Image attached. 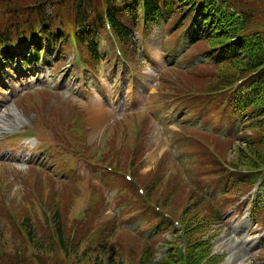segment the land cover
<instances>
[{"label": "rangeland", "instance_id": "374dc122", "mask_svg": "<svg viewBox=\"0 0 264 264\" xmlns=\"http://www.w3.org/2000/svg\"><path fill=\"white\" fill-rule=\"evenodd\" d=\"M51 1L37 6L27 0H0V30L13 32L28 16L33 24L39 12L51 10ZM232 1L240 2L244 11L254 10L249 11L253 28L264 29V10L256 9L248 0ZM66 4L57 9L64 18L69 17ZM12 20L18 23L11 24ZM164 28L138 29L137 54L126 45L121 49L124 62L116 57L124 68L122 73L104 64L98 76L88 74L74 60L78 46L69 43L63 47L62 57L43 63V74L0 77V115L5 120L0 124V255L7 256L0 264H138L147 247L145 239L129 232L114 217L117 210L118 218L129 219L121 215L133 204L134 186L121 175L109 174V165L132 175L149 199L185 228L187 250L184 240H179L180 232L169 229L154 245V256L147 264L160 263L167 248L175 252L182 248L190 256L200 253L198 264H264V208L244 209V201L247 197L252 201L256 191L241 195L238 201L237 194L228 192L216 203L222 204L224 213L216 220L210 209L212 203L198 197L217 182L213 169L216 163L238 164V169H245L237 156L243 147L229 139L209 136L206 131L212 124L219 125L218 119L211 118L219 99L204 88L216 73L229 68L208 61L194 63L204 48L199 44L189 51L179 49L182 61L168 63L162 50ZM165 41L170 47L178 43L176 36ZM102 44L114 56L118 46L108 40ZM31 106L40 110L31 111ZM74 106L86 118L82 123L86 131L80 130L77 119L69 117L68 111ZM183 106H191L196 116L202 117L200 123L191 127L186 121L179 125ZM48 147L54 153L50 166L43 164L49 158ZM77 155L82 159L78 167H85L80 170L92 179L80 183L79 189L64 183L68 188L63 190L64 184L52 181L68 180L60 169H73L76 163L71 157ZM54 170L58 176L48 177ZM260 197L264 201L263 193ZM55 213L74 237L68 257L47 251V245L43 253L31 249L19 226L29 217L30 232L37 241L46 243L48 235L43 237L44 232H49ZM8 218L12 226L4 222ZM173 250L171 255L175 254ZM111 255H117L119 262L108 261ZM168 263L175 264L171 260Z\"/></svg>", "mask_w": 264, "mask_h": 264}, {"label": "trees", "instance_id": "16d2710c", "mask_svg": "<svg viewBox=\"0 0 264 264\" xmlns=\"http://www.w3.org/2000/svg\"><path fill=\"white\" fill-rule=\"evenodd\" d=\"M27 2L38 6L47 5L49 0H27ZM246 2L255 6L256 9L264 10V0H248ZM50 3L52 4H49L50 11L46 10L42 13L38 11L39 14L36 16L39 31L33 28L32 23H29L31 20L29 16L28 19L27 17L22 18L24 21H21V25L13 32L0 30V49L4 60H7L12 54L13 41L21 43L27 39L35 49V57L39 56V52L36 51L37 47L44 46L46 48L47 45L55 47L56 44H61V47H64L63 44L74 40L78 43L80 51L85 53L84 57L88 56L93 61L100 60L98 42L105 39L106 33L109 32L108 27L120 46L130 44L132 47L134 45L132 36L136 28L141 25L148 27L162 23L168 24L172 21L177 29L185 28V41L190 44L200 43V46L204 47L200 55L204 56L207 61L214 63L215 66L223 64L224 68H229L216 73L213 82L204 89L215 92L228 88L223 94L226 103L228 106L233 103L234 111L246 116L248 122L246 131H250V135L241 137L238 147H243L244 151L238 152L237 156L240 161H243L244 170L255 172V175L251 174V177L249 175L245 178L238 177V182L251 187L260 181V186L264 189V174L262 173L264 170V29L253 28V17L249 11L254 10L244 11L240 8L242 7L240 2L236 3L232 0H54ZM65 4L68 6L66 9L69 12V17L66 18L63 13L57 10L64 7ZM17 20H12L11 24L18 23ZM53 26L54 31L51 30ZM63 27H66V30ZM36 31L38 35L35 34ZM239 80L242 81L241 85L233 91L232 84ZM130 149L133 151L132 148ZM216 165L219 178L226 177V171L222 166L217 163ZM227 165L241 171L237 167L238 164L229 163ZM157 180L162 181L160 178ZM54 184L52 185L54 186ZM66 185L64 184L63 190L70 186ZM149 187L152 185L150 184ZM49 189L53 190V187L50 186ZM145 195L147 202L161 208L159 203H153L149 199L146 190ZM137 199L139 200L138 205L127 209L122 214L123 216L136 214L139 208L149 214L147 202L138 195ZM45 205L47 204L45 203ZM211 212L213 213L212 210ZM45 217L43 216V218ZM154 217H159V215L155 214ZM28 218L22 222V226L19 224L23 229L27 246L36 252L43 253L45 245H47V251L68 257V253L71 252L69 250L73 249L74 237L69 234L67 228L63 227V223L56 213L51 219L49 232L47 230L44 232L43 237L48 235L46 243L37 241L33 232H30ZM14 220L16 222V219ZM4 222H8L7 224L12 226L10 218ZM135 229L133 228V230ZM160 231L161 228L156 224L153 229V237ZM179 240H184L187 250L189 241L184 237ZM145 244L147 247L144 248L138 264H147L146 261L152 260V255L154 256L153 247L157 242L151 241ZM181 249L178 248L175 252L173 248H167L161 262L154 264H169L168 260L174 261L175 264H198L200 253L190 256L187 251L182 252ZM171 250L175 254L171 255ZM6 257L0 255V260H4ZM113 259L114 262H119L117 255L113 257L111 255L108 261Z\"/></svg>", "mask_w": 264, "mask_h": 264}, {"label": "bare ground", "instance_id": "6f19581e", "mask_svg": "<svg viewBox=\"0 0 264 264\" xmlns=\"http://www.w3.org/2000/svg\"><path fill=\"white\" fill-rule=\"evenodd\" d=\"M4 120V117L2 116V114L0 115V122ZM5 123V120L3 121V123H0V124H4Z\"/></svg>", "mask_w": 264, "mask_h": 264}]
</instances>
